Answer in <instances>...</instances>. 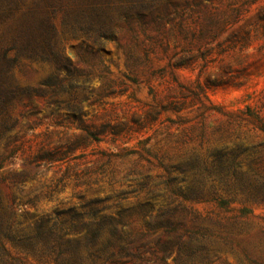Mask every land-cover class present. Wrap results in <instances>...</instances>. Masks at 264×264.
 I'll list each match as a JSON object with an SVG mask.
<instances>
[{"label":"rangeland","instance_id":"obj_1","mask_svg":"<svg viewBox=\"0 0 264 264\" xmlns=\"http://www.w3.org/2000/svg\"><path fill=\"white\" fill-rule=\"evenodd\" d=\"M40 1L13 0L0 48ZM114 6L104 47L56 18L75 69L56 94L42 84L66 70L25 58L10 70L24 92L0 113V158L12 153L0 208H12L20 236L52 229L57 251L3 241L0 264H264V0ZM166 210L177 230L148 225Z\"/></svg>","mask_w":264,"mask_h":264},{"label":"trees","instance_id":"obj_2","mask_svg":"<svg viewBox=\"0 0 264 264\" xmlns=\"http://www.w3.org/2000/svg\"><path fill=\"white\" fill-rule=\"evenodd\" d=\"M117 0H41L31 10H29L22 19L19 20L12 28L13 34L5 46L0 48V113L6 111L8 107L15 101L24 91L14 87L10 82V70L21 58L28 59L33 62H43L52 64L56 72L59 74L61 70L68 72L67 78L60 79L59 76L52 77L42 84L47 94V89L51 90V94H56L57 90H62L64 83L70 80L75 69L71 63L65 58L58 49V32L55 23L56 18L61 15L62 29L73 37L86 38L93 41L95 45L104 47L116 35L114 28V4ZM127 9H119L120 15H130L135 8V2ZM13 7V0H9L7 6L0 5V20L9 18ZM142 8V7H141ZM168 10L162 15H158L154 22L163 27L168 19ZM118 13V11H117ZM119 20V18H118ZM122 21V20H121ZM133 31L132 29H130ZM14 53L13 56L11 54ZM50 105V104H48ZM74 109V108H73ZM69 110L74 113L76 110ZM79 111V110H77ZM76 111V112H77ZM31 115V114H30ZM10 127L6 128L8 131ZM264 132V128L261 129ZM9 145L5 147V154L0 158V167L2 163L11 157L12 153L6 155ZM141 213L147 216L149 213L141 208ZM176 210L160 211L156 219L148 216V225L153 224L154 229L163 228L174 231L179 227L175 224L173 217ZM15 213L12 208H0V251L6 253L3 247V241L16 245L23 249L27 254L43 255L54 254L56 247L50 245V239L53 238L52 229L46 231L43 225H38L34 235H23L22 232L16 231L14 223ZM102 225L113 226L114 230L117 225H121L122 220L119 218H103ZM20 233V234H19ZM41 246V247H40ZM165 251H168L166 248ZM9 257V256H8ZM11 261L16 260L9 257ZM21 263L20 261H18ZM58 264H65L60 263ZM66 264H70L66 262Z\"/></svg>","mask_w":264,"mask_h":264}]
</instances>
